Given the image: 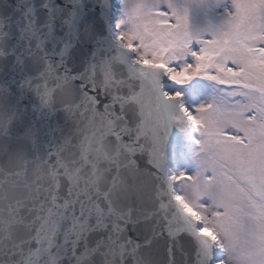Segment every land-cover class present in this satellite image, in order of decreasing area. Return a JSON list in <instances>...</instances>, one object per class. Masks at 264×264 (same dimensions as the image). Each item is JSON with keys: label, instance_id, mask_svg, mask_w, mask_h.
<instances>
[{"label": "snow or ice", "instance_id": "obj_1", "mask_svg": "<svg viewBox=\"0 0 264 264\" xmlns=\"http://www.w3.org/2000/svg\"><path fill=\"white\" fill-rule=\"evenodd\" d=\"M0 264H264V0H0Z\"/></svg>", "mask_w": 264, "mask_h": 264}]
</instances>
